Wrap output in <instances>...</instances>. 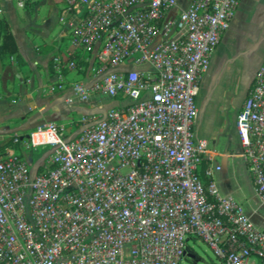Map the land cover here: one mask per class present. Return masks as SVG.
Returning <instances> with one entry per match:
<instances>
[{
	"label": "built area",
	"instance_id": "obj_1",
	"mask_svg": "<svg viewBox=\"0 0 264 264\" xmlns=\"http://www.w3.org/2000/svg\"><path fill=\"white\" fill-rule=\"evenodd\" d=\"M56 1L81 16L68 58H52V91L121 105L83 117L74 139L47 122L0 152V264H184L194 239L225 264H264V230L220 192L213 169L204 180L208 143L194 131L202 80L243 0H191L176 14L179 0ZM95 49L93 82L67 85L77 54ZM237 129L264 206V61ZM40 149L50 155L33 173L27 155Z\"/></svg>",
	"mask_w": 264,
	"mask_h": 264
},
{
	"label": "crops",
	"instance_id": "obj_2",
	"mask_svg": "<svg viewBox=\"0 0 264 264\" xmlns=\"http://www.w3.org/2000/svg\"><path fill=\"white\" fill-rule=\"evenodd\" d=\"M190 1L179 0L172 14L187 8ZM63 9V4L56 0H37L23 9L18 7L16 0H0V20L7 21L18 47L17 55L0 57V147L10 143L5 150L11 146L12 138H26L37 126L47 122H56L68 139H74L82 131L83 117L98 116L120 105L104 109L96 105V97L89 103H69L70 89L61 93L52 91L55 82L52 58H68L72 49L70 27L81 16V12L66 16ZM64 17L66 20L62 21ZM100 51L77 54L79 69L66 73L67 85L78 81L93 82L90 71ZM263 61L264 0H243L229 30L212 54L210 68L197 97L199 115L194 127L196 139L208 143L203 160L205 170H214L212 180L220 192L239 202L259 230H264V206L252 178V194L229 192L225 180L217 174L221 168L212 164L219 158L233 161L234 156H243L237 121ZM132 69L145 71L152 67L121 66V70ZM42 166L43 163L37 168ZM34 169L32 167V171Z\"/></svg>",
	"mask_w": 264,
	"mask_h": 264
},
{
	"label": "rangeland",
	"instance_id": "obj_3",
	"mask_svg": "<svg viewBox=\"0 0 264 264\" xmlns=\"http://www.w3.org/2000/svg\"><path fill=\"white\" fill-rule=\"evenodd\" d=\"M96 105L104 109H110L116 104H120L108 96L96 97ZM241 142V140H240ZM6 147H0V152H4ZM239 150V148H238ZM50 150L40 149L38 152L29 153V161L33 168V173L38 171L37 166L46 163L50 155ZM34 156V158H33ZM213 167L219 166L221 172L217 173L225 180V186L229 192L238 191L239 194H252L253 184L244 157L241 155L234 156L233 161L226 158H219L213 162ZM36 166V167H35ZM40 169V168H39ZM235 196V195H234ZM189 252L192 255L184 264H225L214 253V251L201 239H194L189 243Z\"/></svg>",
	"mask_w": 264,
	"mask_h": 264
},
{
	"label": "trees",
	"instance_id": "obj_4",
	"mask_svg": "<svg viewBox=\"0 0 264 264\" xmlns=\"http://www.w3.org/2000/svg\"><path fill=\"white\" fill-rule=\"evenodd\" d=\"M18 54V47L16 45L15 39L11 33L10 27L6 20L2 19L0 20V57H11ZM120 102L121 100H117ZM119 105V106H120ZM10 143H8L6 146L8 147ZM5 146V147H6ZM205 168L203 166L202 168V176L204 177L205 181H208V179L204 176ZM39 172H43V169L40 168Z\"/></svg>",
	"mask_w": 264,
	"mask_h": 264
}]
</instances>
